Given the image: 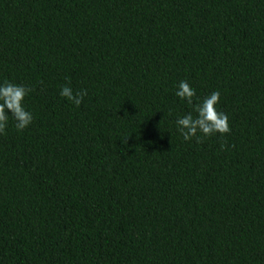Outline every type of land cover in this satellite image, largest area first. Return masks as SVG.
Wrapping results in <instances>:
<instances>
[{
  "label": "trees",
  "instance_id": "trees-1",
  "mask_svg": "<svg viewBox=\"0 0 264 264\" xmlns=\"http://www.w3.org/2000/svg\"><path fill=\"white\" fill-rule=\"evenodd\" d=\"M5 81L0 264H264V0H0ZM180 81L229 133L183 139Z\"/></svg>",
  "mask_w": 264,
  "mask_h": 264
},
{
  "label": "clouds",
  "instance_id": "clouds-1",
  "mask_svg": "<svg viewBox=\"0 0 264 264\" xmlns=\"http://www.w3.org/2000/svg\"><path fill=\"white\" fill-rule=\"evenodd\" d=\"M31 91L32 89L30 87L15 84L10 81H5L3 84H0V134H5L9 113L16 121L15 127L18 131L24 130L33 122V114L25 109L23 103L25 97ZM175 94L182 100H187V103L193 107V111L196 113L194 117L193 113L189 112L176 121L178 130L185 141L195 137L197 143H202L203 137L205 136H211L217 132L223 135L231 131L229 116L219 111L216 107L221 97L219 90L213 91L201 102L194 104L193 98L196 97L195 89L191 87L189 82L180 81ZM60 95L66 97L79 107L87 95V89L73 92L69 82V84L61 88ZM198 132L203 135H197ZM127 142L126 138L124 143L127 144ZM226 147V142L221 144V149H225Z\"/></svg>",
  "mask_w": 264,
  "mask_h": 264
}]
</instances>
